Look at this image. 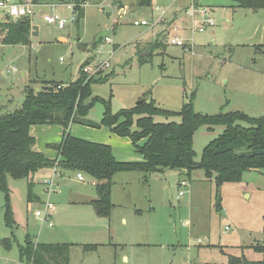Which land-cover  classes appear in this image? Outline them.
I'll use <instances>...</instances> for the list:
<instances>
[{
	"label": "rangeland",
	"instance_id": "obj_1",
	"mask_svg": "<svg viewBox=\"0 0 264 264\" xmlns=\"http://www.w3.org/2000/svg\"><path fill=\"white\" fill-rule=\"evenodd\" d=\"M67 1L42 2L58 4L54 10L36 9L31 20L41 33L29 45L0 46V114L20 107L26 86L39 88L52 81L67 84L79 77L82 66L108 63L100 77L110 75L105 82L92 85L91 98L109 101L113 113L145 98L159 108L178 112L194 93L193 109L202 115L233 111L250 117L264 115V9L241 8L233 0H197L196 8L212 11L214 26L192 31L194 25L181 12L175 22L176 36L184 47L165 44L153 48L150 55V45L147 49L141 46L146 52L138 53L135 42H153L159 34L158 44H163L160 40L170 32L161 31L163 24L149 28L135 27L133 22L154 21L158 13H151L152 8L168 11L173 0H151L149 6L121 0L129 8L121 18V4L116 0H109L112 8L103 10L96 6L102 0H85L84 17L77 26L75 21L59 30L42 21L43 15L53 12L67 20L69 10L61 5ZM175 2L166 12L167 21L178 5H191L193 0ZM105 37L112 43H105ZM103 111V104L96 103L86 120L99 123ZM164 120L178 122L179 118H154L155 122ZM222 130L221 126L198 128L193 136L195 161ZM50 139L53 144L60 142V138ZM52 174L42 170L30 180L7 177L15 223L12 229L5 226L0 191V264H27L18 256L27 234L34 243L70 245L69 264H227L229 257L241 254L250 261L260 258L250 247L264 239L263 172L248 171L239 182L222 184L220 211L214 208V183L205 180L200 170L189 179L170 169L153 174L119 173L112 181L113 207L108 217L97 216L90 205L96 195L87 176L79 182L76 173ZM46 178L53 180L52 195L45 191ZM28 181L34 183L36 196L30 202ZM182 181L186 186L180 185ZM47 202L55 207L52 226L35 216ZM4 240L10 241V249L3 247ZM91 245L96 247L83 249Z\"/></svg>",
	"mask_w": 264,
	"mask_h": 264
},
{
	"label": "trees",
	"instance_id": "obj_2",
	"mask_svg": "<svg viewBox=\"0 0 264 264\" xmlns=\"http://www.w3.org/2000/svg\"><path fill=\"white\" fill-rule=\"evenodd\" d=\"M233 1L241 8L253 11L264 9V0ZM67 2L82 5L85 0ZM150 2L138 0V5L149 6ZM76 9L77 26L84 17V10L81 7ZM31 27V20L27 17L0 25V35H3L1 43L9 46L29 45ZM155 43L153 48L163 47V44ZM151 52L152 49L150 55ZM83 68H80L79 77L67 84L48 82L39 88L24 87L20 107L13 112L0 114V191L4 194L3 219L6 227L12 229L15 223L9 203L7 177L30 180L35 173L44 169H55V172L63 174L81 172L95 181L96 199L91 200L90 205L99 217H108L112 210V181L119 173L153 174L170 169L184 173L189 179L192 172L200 170L205 180L214 183V208L217 211L221 210L218 192L222 184L239 182L248 171L264 173V115L250 117L241 111L202 115L193 109L194 93L189 95L178 112L159 108L154 100L145 98L141 104L113 113L109 101L91 98L92 85L105 82L110 74L88 77L83 73ZM98 102L104 106L102 117L99 123H90L86 117ZM155 117H177L179 121L155 122ZM72 124L95 129L107 127L116 136L128 138L142 161H117L110 146L72 136L69 132ZM53 125L62 127L63 135L59 144L49 146L57 153L52 160L33 149L35 139L30 134V128ZM201 126L208 130L221 126L223 130L203 148L199 161H195L193 136ZM28 182L27 201L30 202L36 196L32 190L34 183ZM261 232L264 236V216ZM2 245L5 249L11 247L8 240L2 241ZM95 247L84 246L83 249ZM69 248L68 244L34 243L27 234L23 245L18 247V256L20 261L27 264H69ZM250 248L260 255L259 261H249L242 254L229 257L227 264H264V239Z\"/></svg>",
	"mask_w": 264,
	"mask_h": 264
},
{
	"label": "built area",
	"instance_id": "obj_3",
	"mask_svg": "<svg viewBox=\"0 0 264 264\" xmlns=\"http://www.w3.org/2000/svg\"><path fill=\"white\" fill-rule=\"evenodd\" d=\"M56 4L58 3H49V4H43L42 2H35L34 0H20L18 2H13L11 0H0V25L5 24L8 21H16L18 19L27 17L31 20L34 13L36 12V9L42 6H47L54 10L56 8ZM66 5L67 9L69 10L70 16L67 20L59 18L58 15H56L54 12L50 15H43L42 21L47 25H55L57 29L62 30L68 25L69 23H74L77 15L78 10L76 7H84V4L77 5L73 2L67 3V4H61ZM195 4L192 3L185 11V15L191 20L192 24L194 25V28L192 31H198L202 32L206 27L213 26V19L211 18L212 11L208 10L207 8H196L194 6ZM100 8V10H103V8H112V4L109 0H102L100 3L96 5ZM152 13H158V17L152 21H146L144 19L136 20L133 22V26L135 27H149V26H157L161 24V20L164 19L166 15V10L160 9L159 7L152 8ZM199 18V19H196ZM8 18V20H6ZM199 20V21H198ZM197 22L200 24V26H197L195 24ZM113 28H109V32H113ZM178 26H173L170 30H168L169 35L165 36V43L168 45H173L177 47H184L182 41L176 36ZM104 42L107 44L112 43V39L110 37H105ZM1 45V44H0ZM109 67L108 63H99L96 66L90 67V65L84 66L82 69L83 73L86 74L88 77H98L100 76L105 69ZM60 88V86H58ZM53 175H55V169H53ZM54 177V176H52ZM76 179L79 182L85 181V176L81 172H77L75 175ZM53 180H45L44 184L48 186V188L45 190L47 193H53L55 189L53 188L52 184ZM90 184L92 186L95 185V181L90 180ZM52 185V186H51ZM181 186H186L185 182L182 181L180 183ZM183 193L180 192L179 196H182ZM55 211V207L47 202L44 204L43 210H38L35 212V216L40 218L42 222H47L48 226H52V223L50 222L51 214ZM227 230V228H225Z\"/></svg>",
	"mask_w": 264,
	"mask_h": 264
},
{
	"label": "crops",
	"instance_id": "obj_4",
	"mask_svg": "<svg viewBox=\"0 0 264 264\" xmlns=\"http://www.w3.org/2000/svg\"><path fill=\"white\" fill-rule=\"evenodd\" d=\"M15 2H18L20 0H14ZM13 1V2H14ZM117 2H119L121 5V8L120 10L118 11V15L119 17H124L126 12L129 11V8L127 5H124V3L121 1V0H116ZM56 2H59V1H56ZM196 1L193 0L192 3H195ZM118 4V3H117ZM176 4L175 0H173L172 3H170L169 5V8H168V11ZM196 4V3H195ZM190 6V4H184L182 3L181 5H178L174 12H173V15L172 17L170 18L169 21H167L165 18L163 20H161V24H163V29L161 30L162 32L165 31V32H168V30H170L173 26H175V22H176V19H177V16L181 13V12H184L185 14V11L186 9ZM167 9H166V12H168ZM152 13V11H151ZM83 19V18H82ZM81 19V20H82ZM190 20V19H189ZM191 21V20H190ZM152 22V20L150 21ZM192 23V22H191ZM31 26H37L38 28V35L36 37H32L30 35V40L32 38H37L40 33H41V29H40V26L39 25H36L32 22L31 20ZM177 26V25H176ZM214 26V25H213ZM154 26H149V28H153ZM32 31V30H31ZM3 35L1 34L0 35V39ZM69 36V35H67ZM158 37H159V34L156 35L155 37V40L152 42H143V41H136L135 42V47H136V50L137 52H141V51H145V49H147L148 45H150L148 48L153 49L152 45L155 43V42H158ZM1 41V40H0ZM164 46H167L165 45L166 43L165 42V39L160 40ZM63 43H66V40H62ZM1 45L0 46H8L10 47L9 45H4L2 43H0ZM20 45V44H19ZM19 45H13V46H19ZM144 48H141V46ZM20 46H24V45H20ZM25 47V46H24ZM116 45L113 47L112 49V52H114L116 50ZM155 48V47H154ZM157 48V47H156ZM155 48V49H156ZM90 52V51H89ZM146 52V51H145ZM153 54V53H152ZM151 54V55H152ZM143 60V59H142ZM139 61V63H143V61ZM76 79V78H75ZM74 79V80H75ZM73 80V81H74ZM53 82V81H52ZM55 83H62V82H55ZM63 84V83H62ZM137 104V103H136ZM135 104V105H136ZM162 122V121H160ZM163 122H167L166 120H164ZM38 131V133L36 134V132ZM69 132L72 136L74 137H77V138H80V139H83V140H86V141H90V142H95V143H100V144H106L108 146H110L111 148V152H112V155L113 157L117 160V161H121V162H140L142 161V157L137 154L134 150V147L131 143V141L128 139V138H124V137H118L116 136L115 134H113L109 128L107 127H100L99 129H95V128H91V127H88V126H85V125H81V124H78V125H71L69 127ZM30 134L32 137H34L35 139V145H34V150L39 152V153H42L45 157H47L48 159H55L56 156H57V153L55 150H51L49 149L50 145H56L58 143H50L51 140L50 137H54L56 140L58 138H60V142H61V139H62V135H63V128L60 127V126H56V125H53V126H33L30 128ZM36 136H39V138L37 139ZM42 139V140H41ZM55 140H53L52 142H54ZM59 142V143H60ZM44 170H50L51 173L53 172V169H44ZM42 171V170H41ZM57 172H55L56 174ZM53 175V174H52ZM52 177V176H51ZM46 180H48V178H46ZM77 180V179H76ZM91 185V184H90ZM52 186V185H51ZM92 186V185H91ZM46 188H48V186H45ZM112 188V187H111ZM56 189H58V187L56 186ZM46 190V189H45ZM47 193V192H46ZM50 194V193H48ZM52 195V193H51ZM96 195V194H95ZM110 199H111V202H112V191H111V194H110ZM91 201V200H90ZM113 205V204H112ZM36 212V211H35ZM242 255V254H241ZM124 258V261H127V258L125 256H123ZM247 259V258H246ZM248 260V259H247ZM260 260V258H259ZM257 260V261H259ZM250 261V260H249ZM252 262H256V261H252ZM172 264V263H171Z\"/></svg>",
	"mask_w": 264,
	"mask_h": 264
},
{
	"label": "water",
	"instance_id": "obj_5",
	"mask_svg": "<svg viewBox=\"0 0 264 264\" xmlns=\"http://www.w3.org/2000/svg\"><path fill=\"white\" fill-rule=\"evenodd\" d=\"M6 20H8V18ZM31 30H32L31 36L32 37H36L38 35V28H37V26H32L31 27ZM144 100L145 99H141L140 101L137 102V104H141Z\"/></svg>",
	"mask_w": 264,
	"mask_h": 264
}]
</instances>
